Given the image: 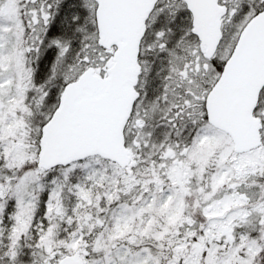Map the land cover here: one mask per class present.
Returning a JSON list of instances; mask_svg holds the SVG:
<instances>
[{
	"label": "snow or ice",
	"instance_id": "obj_1",
	"mask_svg": "<svg viewBox=\"0 0 264 264\" xmlns=\"http://www.w3.org/2000/svg\"><path fill=\"white\" fill-rule=\"evenodd\" d=\"M0 264H264V0H0Z\"/></svg>",
	"mask_w": 264,
	"mask_h": 264
}]
</instances>
